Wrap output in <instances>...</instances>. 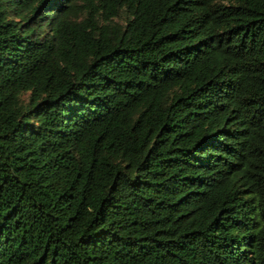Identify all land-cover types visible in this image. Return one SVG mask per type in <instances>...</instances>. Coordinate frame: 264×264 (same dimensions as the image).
Returning a JSON list of instances; mask_svg holds the SVG:
<instances>
[{"label":"trees","instance_id":"trees-1","mask_svg":"<svg viewBox=\"0 0 264 264\" xmlns=\"http://www.w3.org/2000/svg\"><path fill=\"white\" fill-rule=\"evenodd\" d=\"M0 264H264V0H0Z\"/></svg>","mask_w":264,"mask_h":264}]
</instances>
